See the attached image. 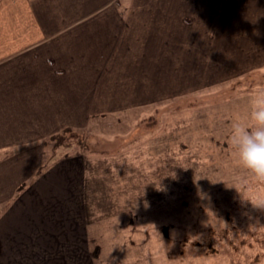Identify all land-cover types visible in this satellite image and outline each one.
Listing matches in <instances>:
<instances>
[{
  "label": "crops",
  "instance_id": "obj_1",
  "mask_svg": "<svg viewBox=\"0 0 264 264\" xmlns=\"http://www.w3.org/2000/svg\"><path fill=\"white\" fill-rule=\"evenodd\" d=\"M110 1L0 0V264L87 251L86 160L53 135L263 67L264 0Z\"/></svg>",
  "mask_w": 264,
  "mask_h": 264
},
{
  "label": "rangeland",
  "instance_id": "obj_2",
  "mask_svg": "<svg viewBox=\"0 0 264 264\" xmlns=\"http://www.w3.org/2000/svg\"><path fill=\"white\" fill-rule=\"evenodd\" d=\"M198 92L47 140V149L70 146L85 158L88 177L102 180L95 201L110 202L113 213L87 223L85 253L77 247L56 254L70 257L56 264H264V174L242 162L230 139L235 123L257 124L252 112L264 93V64ZM149 211L159 215L152 219ZM110 224L103 239L115 246L92 258V246L101 243L96 234Z\"/></svg>",
  "mask_w": 264,
  "mask_h": 264
},
{
  "label": "clouds",
  "instance_id": "obj_3",
  "mask_svg": "<svg viewBox=\"0 0 264 264\" xmlns=\"http://www.w3.org/2000/svg\"><path fill=\"white\" fill-rule=\"evenodd\" d=\"M254 104L252 116L256 126L235 123L230 139L242 162L255 172L264 174V93L258 94Z\"/></svg>",
  "mask_w": 264,
  "mask_h": 264
},
{
  "label": "trees",
  "instance_id": "obj_4",
  "mask_svg": "<svg viewBox=\"0 0 264 264\" xmlns=\"http://www.w3.org/2000/svg\"><path fill=\"white\" fill-rule=\"evenodd\" d=\"M64 130H67V129H64ZM62 130V131H64ZM61 131V132H62ZM60 133V132H59ZM57 133V134H59ZM55 134V135H57ZM53 135V136H55ZM52 138V137H51ZM50 138V139H51ZM53 139H56L53 137ZM70 146H64V145H60L58 144V146H54L52 149H66V150H70L69 148ZM40 172V171H39ZM93 177H88L87 175V178L85 180V197H84V211H85V218H86V222H91V221H94V220H99V219H102L104 217H107V216H111L113 215V213L110 212L109 210V207L107 204H110L112 206V204L110 202H107L106 203L104 202L105 200H102V203L101 202H98L95 201V193H94V190H97V192H99L100 190H98L100 188L99 186V183L102 182V180L98 181L95 183V181L92 179ZM92 185L91 187V190L90 192L88 193V190H89V187ZM97 188V189H95ZM101 200V199H100ZM101 203V204H105L106 206H104V209L98 207V204ZM97 212V214H95ZM99 246L97 244H94L90 250V255L92 258H97L98 255H99Z\"/></svg>",
  "mask_w": 264,
  "mask_h": 264
}]
</instances>
